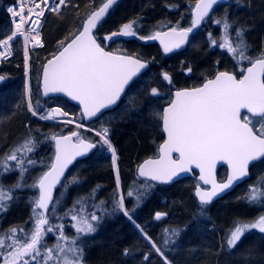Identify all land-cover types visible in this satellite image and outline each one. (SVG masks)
<instances>
[{
  "label": "trees",
  "instance_id": "1",
  "mask_svg": "<svg viewBox=\"0 0 264 264\" xmlns=\"http://www.w3.org/2000/svg\"><path fill=\"white\" fill-rule=\"evenodd\" d=\"M103 1L67 0L59 12L48 13L43 17L40 29L43 46L29 54L31 110L26 106L24 96L22 43L20 40L12 43L14 56L0 67V76L4 78L0 85L2 178L8 173L23 176L31 164L41 163L44 170L48 169L53 147L49 137L53 139L79 130L67 124L42 122L32 112L44 115L48 109L59 108L66 118L83 125L79 111L63 99L42 100L40 76L43 65L80 31L86 17ZM196 1L120 0L112 10L114 14L111 13L120 26H126L125 32L130 36L126 42L141 43L135 41L130 31L137 33L139 25L143 30L155 32L174 28L183 19H190V11ZM243 1L248 3L247 0ZM12 2L0 0V40L10 30L5 8ZM250 9V15H247L249 8L237 12L238 17H242L239 23L246 22L249 27L257 30L255 39L258 40V37H264V0H259ZM104 23L95 32V38L109 51L110 40L103 37L108 33L102 30ZM113 32L119 33L118 27ZM138 81L133 83L129 91ZM125 101L123 99L116 110L105 114L117 115L123 112L122 115L118 114L123 121L120 128H116L118 133L121 131L120 135H109L108 138L115 147L122 193L125 197H131L132 201L131 205L125 202V211L149 241L142 237L119 208L110 153L106 144L99 143L100 140L94 137L96 150L71 169L44 219L39 210L32 207L26 226L12 233L15 226L4 225L2 253L7 257L6 261L11 262L12 257L9 255L20 247L17 240L21 237L24 240L26 237L25 241L29 240L31 230L35 227L37 237L42 238L35 247L39 246L43 250L38 251L37 260L28 259L25 264H64L65 255L56 253L55 244L61 243L64 248L71 242L70 249L75 253L73 261L81 264H264V230L253 231L230 243L229 232L240 222L243 213L237 204L230 201L234 192L212 205L201 206L194 199L192 180L180 181L171 186L147 185L150 190L140 191L143 194L133 191L136 184L142 183L136 177V169L145 158L144 149H151L149 145L153 146L154 141V148L157 149L160 121L153 120V125L148 128L144 115L133 108L128 112ZM139 116L142 119L140 122L135 120ZM93 124L87 127H93ZM94 129L100 131L101 128ZM79 131L82 135L85 132ZM41 136L46 139L42 145L37 139ZM61 194L64 196V210H59L60 214H57L55 203ZM11 196L34 200L37 188L23 191L16 189L11 192ZM99 198L102 200L98 201ZM224 201L227 203L224 204ZM105 202L107 207H104ZM247 203L249 201L244 197L238 204ZM13 204L15 202L10 205L14 207ZM5 206L1 209L0 225L8 212ZM19 210H14L13 218ZM247 210L250 217L254 208ZM78 225L81 227L76 228ZM8 237L14 238L9 240ZM15 243L18 245L15 246Z\"/></svg>",
  "mask_w": 264,
  "mask_h": 264
},
{
  "label": "water",
  "instance_id": "2",
  "mask_svg": "<svg viewBox=\"0 0 264 264\" xmlns=\"http://www.w3.org/2000/svg\"><path fill=\"white\" fill-rule=\"evenodd\" d=\"M120 0H104L83 21L80 31L42 67V100L60 98L80 112L85 125L115 110L132 84L149 70L150 64L133 56L116 54L101 47L95 32ZM230 0H198L191 10V26L168 28L143 38L154 43L163 56L185 51L214 8ZM33 20L31 26L38 25ZM111 40L130 39L116 33ZM163 79L170 84V77ZM4 78L0 76V85ZM245 113L264 117V58L253 61L242 77L218 72L194 89L173 93L172 102L163 108V142L155 158L143 160L136 170L139 180L169 186L197 174L200 186L194 197L200 205H211L249 179L250 168L264 159V137L241 120ZM79 131L53 138L50 167L39 179L35 207L44 219L61 184L77 164L87 159L96 144L78 139ZM177 156V159L173 157ZM224 167L226 178L219 183L216 171Z\"/></svg>",
  "mask_w": 264,
  "mask_h": 264
},
{
  "label": "rangeland",
  "instance_id": "3",
  "mask_svg": "<svg viewBox=\"0 0 264 264\" xmlns=\"http://www.w3.org/2000/svg\"><path fill=\"white\" fill-rule=\"evenodd\" d=\"M247 2L248 3H245L243 0H232L231 5L221 7L217 14H215L212 19L205 24V30H202L192 39L183 53L169 57L163 56L158 47L157 51L154 43H143L141 41L145 37L152 36L155 31L143 30L144 28L140 25L137 33H133L131 31L130 33L135 41H141V43H127L125 39L111 40V36L116 34V32H113L116 27H118L119 32H125L126 30V26H120L116 17H113V11V14L111 13L110 17L106 20L104 26L102 27V30L108 32L107 35H103V37H108L110 40L109 51L116 54L131 55L140 60L147 61L153 66L149 72L139 79L136 86L133 87L126 95L124 100H126L125 107H127L128 112L130 111V108L140 111V114H143L145 120L148 122V128H151L153 120L160 121L161 107L164 103L166 104L167 101L164 96L168 91H166L160 80L161 74L171 76L173 85L176 89L192 87L200 84L208 78H211L212 75L219 71H234L235 73H241L244 70V67L249 65L255 59L264 58V37H258V40H256L255 33L257 30L253 29L252 26L249 27L246 22L241 24L239 23L242 21V17H238L237 12L239 10L249 8L247 15H250V12H252V9L250 8L256 6L259 0H247ZM241 13H243V11ZM179 20L180 19L177 21ZM190 24V19L185 18L174 28L186 29L190 27ZM102 47H105V45H102ZM29 90V85H24L25 103L31 110L32 107L29 102ZM32 113L36 119L42 122L51 124H67L82 129L85 132L83 135L82 133L80 134V139H85L94 143L95 140L93 138L95 137L100 140L98 141L99 143L103 142L106 144L107 150L110 153L111 168L115 180L114 186L116 189V202L136 230L143 238L149 241L147 236L131 220L130 216L125 211V202H128V204L131 205L132 201L130 199L131 197H125L124 194L121 193L119 167L117 164L118 160L115 147L108 138L109 135H120L121 131L118 133L116 128L119 129L121 126L120 123H122L123 118H120L118 114L122 115L123 112H120L117 115H105L95 122L93 127H87L74 122L70 118H66L59 108L48 109L44 115H37L34 112ZM135 120L138 122L142 121L140 116ZM244 121L250 124L256 133L261 136L264 135V120H255L250 117H245ZM98 127L101 128L100 131H98V129H94ZM37 139L39 141L38 143L41 145L46 140L43 136ZM50 140L53 143L52 137H49V141ZM159 142L160 138L158 139L156 145H159ZM154 143L153 146L149 145V148L152 147L151 149H144L143 156H155L156 149L154 148ZM46 170H44V166L41 163H37L29 165L23 176L13 173H8V175L3 178L0 176V214H2L1 209L4 205H7L5 207H8V212L3 216L4 219L1 222L3 225H0V264H25L28 259L37 260L38 251L40 250L41 252V250H43L39 249V246L35 247L39 240L40 242L42 241V238H40V236L39 238L35 237L38 235L36 234L37 228L35 229L34 227L29 235V240L25 241L26 237L25 240L22 239V237L17 240L20 247L15 250V253H11L9 255L12 257L11 262H7V257H5L2 253L5 241L3 240L5 238L4 225L10 227L15 226V228L11 230L12 233L16 232L17 228L26 226V221L31 215V209L32 207L34 209L36 208L35 204L37 202V197L34 200L24 196L12 198L11 192L16 189L23 191L36 187L39 179ZM66 180L67 179H65L64 182ZM147 185V183L146 185L144 183H139L138 185L136 184L133 191L137 192V194H143V192L140 191L148 192L150 189ZM246 185V187H240L235 190L230 198V201L233 204H237L243 212L241 214V220H239L240 222L229 232L231 244L238 241L242 236L248 233L264 230V162L255 166L251 170V180L248 181ZM244 197L247 198L249 203L244 205L238 204L240 201L244 200ZM63 200L64 196L62 194L58 196V199H56L55 211H57V214H60L59 210H64L62 208ZM101 200L102 198L98 199V201ZM13 202H15V204H13L14 207L10 205ZM223 203L225 204L227 202L224 201ZM107 206L108 205L105 202L104 207ZM248 208H254V213L250 217H248ZM16 209L21 210L17 211L13 218V214L15 212L14 210ZM83 226L87 227L86 225ZM78 227L81 226L78 225L76 228ZM13 238L14 237H8L9 240H12ZM15 240L16 239L13 241ZM17 245L18 244L15 243V246ZM55 246L56 253L61 252L65 255L64 264H81L79 261H73V255H75V253L70 249L72 247V242L71 244L69 243L64 246V248L61 243H56ZM48 260L50 259L48 258Z\"/></svg>",
  "mask_w": 264,
  "mask_h": 264
},
{
  "label": "built area",
  "instance_id": "4",
  "mask_svg": "<svg viewBox=\"0 0 264 264\" xmlns=\"http://www.w3.org/2000/svg\"><path fill=\"white\" fill-rule=\"evenodd\" d=\"M65 0H14L7 8L11 34L0 41V64L13 56L10 43L15 38H22L25 53L41 47V34L29 28L33 18L40 19L46 13L60 10ZM27 72V63H25Z\"/></svg>",
  "mask_w": 264,
  "mask_h": 264
},
{
  "label": "flooded vegetation",
  "instance_id": "5",
  "mask_svg": "<svg viewBox=\"0 0 264 264\" xmlns=\"http://www.w3.org/2000/svg\"><path fill=\"white\" fill-rule=\"evenodd\" d=\"M232 4V0H230L229 2H226V3H223V4H219L218 6H216L215 8H214V10L212 11V13L209 15V17L203 22V25L201 26V28L197 31V32H195L191 37H190V40H189V42H191L192 41V39L194 38V37H196V35L198 34V33H200L202 30H205V24L208 22V21H210V19H212V17L215 15V14H217V12H218V10L221 8V7H224V6H226V5H231ZM194 6V5H193ZM193 8V7H192ZM192 10V9H191ZM190 21H191V11H190ZM190 26H191V24H190ZM228 27H229V25H228ZM259 59H263V57L262 58H259ZM255 60H257V59H255ZM254 60V61H255ZM253 62V61H252ZM153 66L152 65H150V68H149V71L151 70V68H152ZM245 69V68H244ZM243 72H244V70L241 72V73H235L234 71H230L229 73H232L235 77H236V79L237 80H239L241 77H242V75H243ZM216 74V73H215ZM215 74L214 75H212V77L211 78H208V79H206V80H204V81H202L200 84H198V85H194V86H192V87H185V88H175L174 87V85H173V81H172V78H171V76H169L170 77V84H167L166 82H165V80L163 79V75L164 74H161L160 75V80H161V82H162V84L164 85V88L166 89V91H168V92H166V95L164 96L165 97V99H167V101H166V104L164 103V105L162 106V108H161V113H160V115L162 116V109L164 108V107H166L167 105H169L171 102H172V98H173V93L174 92H176V91H179V90H181V89H194V88H198V87H200L205 81H207V80H209V79H212L214 76H215ZM245 117H249L247 114H245V113H242L241 114V119H242V121L243 122H245L244 121V118ZM260 120H264V118H262V119H260ZM159 128H160V142H159V145L163 142V133H162V131H161V119H160V125H159ZM258 134V133H257ZM259 135V134H258ZM259 136H261V135H259ZM262 137H264V135L262 136ZM158 145V146H159ZM158 146H157V149H156V154H155V156H151V157H148V156H145V158H143V160H145V159H148V158H154V157H157V155H158ZM174 159H177V156H174L173 157ZM142 160V161H143ZM141 161V162H142ZM140 162V163H141ZM264 162V159L262 160V161H260V162H258V163H256V164H254L251 168H250V171H249V179H247V181H245L244 183H242L241 185H239L238 187H236L231 193H233L235 190H237L238 188H240V187H246L247 185V182L248 181H250L251 180V170L255 167V166H257V165H260L261 163H263ZM139 166V165H138ZM226 169L224 168V167H220L217 171H216V178H217V181L219 182V183H222L224 180H225V178H226ZM184 180H192V186H193V196H194V191H195V189H196V187H198V186H200V187H202V188H204V189H207V187H203L202 185H201V183L197 180V174L195 173V172H192V175L190 176V177H186V178H183V179H181V180H179V181H177L176 183H178V182H180V181H184ZM139 181H141V180H139ZM142 183H147L148 185L150 184V185H154V184H152V183H150V182H146V181H141ZM175 183V184H176ZM174 185V184H173ZM120 186H121V183H120ZM169 186H171V185H169ZM121 193H122V189H121ZM231 193H229V194H231ZM228 196V195H227ZM226 197V196H225ZM224 197V198H225Z\"/></svg>",
  "mask_w": 264,
  "mask_h": 264
}]
</instances>
